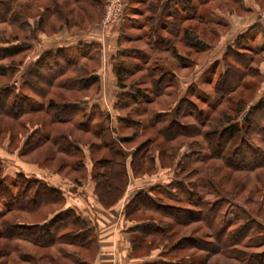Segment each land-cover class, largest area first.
I'll return each instance as SVG.
<instances>
[{"label": "rangeland", "instance_id": "obj_1", "mask_svg": "<svg viewBox=\"0 0 264 264\" xmlns=\"http://www.w3.org/2000/svg\"><path fill=\"white\" fill-rule=\"evenodd\" d=\"M149 1L141 0V2L132 4L133 8L138 7V13H141L142 10L144 13H141L143 15L135 14L134 23L131 21L125 23L126 15L132 13L131 10L127 12L129 0H17L16 4H21L16 8L19 11L21 8L23 9L21 11L25 18L24 21L27 22L26 25L0 23V47L4 50H16L18 46L33 44L23 52L0 61V65L6 66L8 69L0 70V87L17 82L30 63L38 59L48 48L75 46L79 43L101 44L98 59L84 58L85 67L80 73L69 70L64 75V78L77 75L84 77L96 70L99 83L81 91H68L54 87L46 97L48 100L54 94L57 101L65 100L63 99L65 96L85 97L87 101L81 104L79 102L78 105L85 108L86 113L90 116L89 130L86 131L77 124V120L83 118L81 115L77 116L78 118L76 117L73 122L53 125L44 112L26 113L19 118H10L0 113V158L6 169L7 182H12L18 174L24 173L26 178L41 179L59 188L65 196L64 201L48 203L32 210L14 209L3 212L4 207L0 205V232H4L6 225H12L18 233L31 232L33 225L53 221L61 211L70 208L76 201L88 214L84 220L94 228L93 236L97 238V241L89 246H81L82 239H78L77 244L74 245L64 241L49 244V238L43 237L42 242L48 243L41 245L34 244L30 239L18 236V234L15 237H4L0 234V264H76L83 259L88 261H93L96 257L99 259L105 252V256L123 257L126 261L129 260V253H131L132 257L142 259L138 261L139 264L148 260H150L149 264L169 263L176 259L183 260V264H248V259L207 253V251L193 246H187L191 245L190 242L186 243L191 241V237L212 241L210 237L212 231L202 223L192 222L188 225L178 226L176 223H172L173 221L171 222V219L166 216V212L144 207L134 213L128 224L153 220L169 224L171 228H168V231L176 235L166 241H161L159 236H150L141 241L142 247L135 252L132 251V248L129 250L125 247L104 249V246H107L106 240H112L115 237L126 239L127 234L124 229L127 224L122 226L121 233L116 232V227L112 224L117 223L119 212H121V208L124 210L127 200L140 189L160 184L166 186L168 182L178 178L180 168L177 164L181 158L186 161L183 173L186 175L185 183L191 193L195 192L196 186L200 197L214 199L215 195L211 193L206 183L207 178H211L219 183L221 192L229 193L235 199L234 203L239 208L248 210L264 225V167L260 165L256 168L237 170L221 159L209 158L207 156L208 149H206L207 143L202 132L210 128L212 125L210 121L214 122L216 118L221 117L225 110L232 114L230 107L241 98H245L248 104H252L258 102L264 95V51L261 50V47L264 46V34L262 32L254 33L247 30L243 35L240 34L241 38L246 36L250 39L248 46L251 45L254 50V55H251L253 69L240 81L235 92L231 94V100L223 102L217 109L211 110L208 121L206 120L205 123L200 121V118L203 117L200 110H206L207 113L209 111L208 104L214 102L216 98L214 85L220 67L212 65L216 60L222 59V52L226 51L229 42L233 39L235 42L239 37L238 23H245L244 28H248L249 24L263 19L261 24L264 26V0H211L208 4L202 5L201 11L212 10L210 15L217 21L207 23L189 21L184 24L194 27L197 33L203 35L209 41L208 48L199 53L192 52L189 57L188 49L177 41L180 51L186 54L188 59L182 66L176 67V83L159 95L149 89L151 85L146 70L153 62L152 59L157 57L145 35L148 26L144 24V16ZM110 8L113 9V12L109 16ZM255 47L261 49L256 52ZM247 49L249 48L247 47ZM120 50L129 54L123 58L124 65L131 70V73L122 79V82L127 84L125 87H122L121 83L119 84L120 78L115 74L111 60L112 56ZM141 51L150 57L147 60L143 59L139 53ZM158 55L163 61L177 60L168 50L161 51ZM138 65L142 67H138ZM128 85H132L136 90H144L150 99L133 101L127 106L117 107V100L120 94L128 91ZM29 93L34 98L40 99L36 93ZM185 98L189 108L183 110L180 118L181 123L193 128L199 126L201 131L192 138L181 137L174 141H168L159 133L158 129L161 127H158L155 121L158 117L170 118L172 113L174 114L178 102ZM96 99L99 102L101 99V103L95 101ZM90 100L92 101L90 102ZM100 104L102 105L101 109ZM95 108L106 110L109 119L101 121ZM118 116H130L135 123L139 122L137 134L134 137H131L134 126L119 124ZM196 116L198 117L196 118ZM37 128H43L49 132L51 137L43 144L35 146L32 144L35 139L32 138L38 137ZM58 128L70 132L80 148L79 154L64 152L62 149L66 146L65 141L64 144L59 142L58 145L52 142V136ZM97 132H101V134ZM122 137H131L127 142L120 143L127 152L129 181L123 197L114 206L106 208L99 201L95 192L97 183L94 172L103 170V167H99L95 163L99 159L110 157L109 149L100 146V144L107 140L121 142ZM148 140L151 141L148 142ZM197 140L201 144L196 143L190 148L191 143L193 144ZM254 142L264 149V137L261 134L255 136ZM142 146L145 147L142 149ZM192 151L194 152L193 159H186L187 154L190 155ZM133 157L135 159L134 166L130 163ZM77 160H83V164L76 166L74 161ZM155 194L159 195L157 191ZM180 196L182 202L167 198L162 200L166 203L190 207L191 204L186 201L183 192L180 193ZM106 209H111L108 217L102 215ZM237 212V207L231 205L227 218L233 219ZM123 216V220L126 222L124 212ZM58 220L57 218L55 221ZM178 241L187 245L183 244L171 252L170 248ZM235 250L240 256L243 255V252L244 254H260L264 253V245H236ZM100 262L101 260H99V264ZM128 262L130 263V261Z\"/></svg>", "mask_w": 264, "mask_h": 264}, {"label": "trees", "instance_id": "obj_2", "mask_svg": "<svg viewBox=\"0 0 264 264\" xmlns=\"http://www.w3.org/2000/svg\"><path fill=\"white\" fill-rule=\"evenodd\" d=\"M17 0H0V23L9 22L11 24H19L25 26L26 21L23 17V9L19 11L16 7ZM211 0H150L144 16V24L148 26L145 33L148 43L150 44L154 53H156L153 62L146 68L147 76L149 78L150 90L156 95H159L176 83L177 73L176 67L182 66L186 63L188 56L194 53L202 52L208 48V40L203 35L197 33L192 26H187L184 22L198 21L202 23L215 22L216 18L210 15L212 10L201 11V6L208 4ZM141 2V0H129L127 12L132 11L131 15H126L127 22H135L134 15H143L138 13L137 8H133L132 4ZM49 9V7L47 6ZM209 13V14H208ZM22 15V16H21ZM21 16V17H20ZM19 18V19H18ZM219 21V20H218ZM131 25V24H130ZM129 25V26H130ZM248 30L256 33V31L264 34V26L257 23ZM177 37V38H176ZM242 35L236 38L235 42L229 44L226 51L223 52L220 61L216 60L212 66L219 65L220 71L218 78L214 85L215 101L209 105V111L201 109L203 115L200 118L201 123L209 120L211 110L217 109L223 102L231 100V94L235 92L239 86L240 81L250 74L253 69L251 59L253 49L251 45L248 46L250 39ZM176 38V39H175ZM246 38V40H245ZM28 39V38H27ZM29 40V39H28ZM181 45L188 49L187 55L180 51ZM33 44H26L18 46L16 50H4L0 47V61L3 59L19 54L25 49L32 47ZM101 44L79 43L75 46H64L62 48L51 47L43 51L38 59L32 61L30 65L22 72L21 77L17 82L5 84L0 87V113L1 115L10 118H19L26 113L44 112L51 124H64L73 122L76 117L81 115L83 120H77V124L83 127L84 130H89L88 124L90 116L86 113V109L78 105L86 102V98H71L63 97L62 101H57L53 94L48 97L50 90L54 87L60 89L85 90L92 85L99 83V77L94 70L87 76H69L64 78L67 71H76L77 73L84 69L85 62L83 59H98L100 57ZM247 47L249 49H247ZM253 47V46H252ZM256 52L261 48L255 47ZM247 49V50H246ZM170 51L177 60L171 62L163 61L159 58L158 53L161 51ZM142 58L147 60L150 56L145 52H139ZM128 52L120 50L116 55L112 56L113 69L115 74L120 78V85L127 86L122 82L124 76L131 73V70L124 65L123 58L128 56ZM131 56V55H130ZM140 65H138L139 67ZM11 67V66H10ZM142 67V66H140ZM0 70H8L6 66L0 65ZM127 92L120 94L117 107H124L130 103L148 100L150 97L144 90L134 89L132 85H128ZM29 92L36 93L40 99L34 98ZM65 94V93H64ZM66 95V94H65ZM129 99H126V98ZM146 98V99H145ZM205 101V100H204ZM254 103V104H253ZM248 104L245 98H241L236 104L230 107L232 114L223 112L221 117H218L210 123L211 127L202 131L204 139L206 140L208 149L207 156L212 159L223 160L229 166L237 170H244L248 168H256L258 166L264 167V149L255 144L254 138L261 134L264 137V95L258 102ZM88 104V103H86ZM186 98L178 102L174 109V114L170 118H157L156 125L159 128V133L168 141H174L177 138H192L199 134V126L191 127L181 123V115L183 110L187 107ZM248 106H250L248 108ZM186 107V108H185ZM248 108V109H247ZM101 109V107H100ZM191 110V109H190ZM98 117L101 121L109 119V114L106 110H99L95 108ZM192 111V110H191ZM77 117V118H78ZM198 116H196L197 118ZM85 118V120H84ZM117 120L121 125L134 126V137L138 129L139 122L135 123L130 116H118ZM134 122V123H133ZM120 129V126H119ZM105 130H107L105 128ZM121 130V129H120ZM39 134L33 140V145H41L48 141L51 137L49 132L43 128H37ZM100 133L101 132H97ZM128 137H122L121 142L105 141L100 144L110 151V157L99 159L95 165L103 167V170L94 172L96 180V194L99 201L106 207L110 208L117 204L123 197L126 185L129 181V173L127 168V152L122 148L120 143L127 142ZM66 143L63 151L66 153L79 154L80 148L76 144L73 136L69 131L64 129H57V132L52 136V142L59 144V142ZM151 140H148L150 142ZM201 142L197 140L192 145ZM61 144V143H60ZM64 144V143H63ZM74 144V145H72ZM145 146H142V149ZM179 148V147H178ZM194 152L187 154L186 159H193ZM134 157L130 160L134 166ZM75 165L83 164V160L74 161ZM78 164V165H77ZM186 161L181 158L177 166L178 178L168 182L166 186L156 185L149 190H140L133 197H131L125 204L124 215L127 220L134 215L141 207L157 209L158 211L166 212V216L171 219L172 223L178 226L188 225L189 223L199 222L210 229L212 241H206L202 238L191 237V243L177 242L172 245L170 251H175L183 244L193 246L194 248L207 251V253L222 254L226 257H238L237 259H248V264H264V253L248 254L243 252L240 256L235 250V246L240 245H264V225L260 223L248 210L239 208L234 203L235 199L229 194L221 192L222 189L219 183L211 178H207L208 188L211 193L215 195L214 199L202 198L199 196V191L191 193L185 183V176L183 168H185ZM193 186V185H192ZM217 186V187H216ZM221 190V191H220ZM159 195H156L155 192ZM184 193L186 201L191 204L190 207L182 204L166 203L162 199L167 198L173 201L182 202L180 193ZM198 198V200H196ZM65 200L64 193L57 187L39 179L26 178L24 173L17 175L12 182H7V174L4 163L0 158V205L4 207L3 212H8L14 209H28L32 210L38 206H43L48 203H58ZM184 203V202H183ZM235 205L238 212L233 219H228L229 207ZM1 212V211H0ZM1 215V213H0ZM59 219L57 222L56 219ZM56 224V225H55ZM174 226V224H173ZM31 232H16L12 225H6L4 232H0L4 237L23 236L30 239L34 244L45 245L48 242H42L41 239L49 238V244L64 241L72 245L77 244L78 239H82L81 246H89L97 241L93 236L94 228L89 226L83 217L76 209L70 207L54 218L51 222H44L42 224H35L32 226ZM54 227V228H53ZM171 228L169 224H162L153 220L135 222L132 227L127 229L131 236L132 251H137L141 245V241L150 237H158L161 241L171 239L174 235L169 232ZM54 230V231H53ZM9 232V234H7ZM154 237V238H155ZM189 239V238H183ZM186 241V240H185ZM213 246V247H212ZM133 254V253H132ZM259 255V256H256ZM166 259V258H164ZM146 261L143 264H149ZM183 260L176 259L169 263L158 262L157 264H183ZM76 264H92V261L79 260Z\"/></svg>", "mask_w": 264, "mask_h": 264}, {"label": "crops", "instance_id": "obj_3", "mask_svg": "<svg viewBox=\"0 0 264 264\" xmlns=\"http://www.w3.org/2000/svg\"><path fill=\"white\" fill-rule=\"evenodd\" d=\"M261 20H263V19H261ZM261 20L259 19V21L258 20H256V21H254L253 23H251V24H249L247 27L248 28H244L246 25H245V23L244 24H241V23H238V28H237V32H238V35H240V34H244V33H246L247 32V30L249 29V28H251L252 27V25L254 24H257V23H261ZM258 21V22H257ZM244 28V29H243ZM242 31V32H241ZM234 40V39H233ZM233 40L232 41H230L229 42V44H231L232 42H233ZM262 49L261 50H263L264 51V46L263 47H261ZM224 52V51H223ZM222 52V53H223ZM92 100H90V102H91ZM94 101V100H93ZM95 101H98L99 102V100L98 99H96ZM101 99H100V102L99 103H101ZM99 103H97L96 102V104H99ZM101 105V104H100ZM100 107H102V105L100 106ZM105 109V108H104ZM152 187V186H151ZM151 187H149V188H143L144 190H149ZM142 189V190H143ZM141 190V189H140ZM77 200V199H76ZM97 201V200H96ZM128 201V200H127ZM98 203V205L100 206V204H99V202H97ZM72 208H74V209H76L77 211H78V213L83 217V219H85L86 220V216L88 215L86 212H84L83 211V209H82V207L80 206V203L78 202V204H77V202L75 201L74 202V204H72V206H71ZM101 207V206H100ZM112 209V208H111ZM111 209H106V210H104L105 212H104V214H102V215H104V216H106V217H108L109 216V213L111 212ZM100 213H102V212H100ZM101 215V214H100ZM123 209L121 208V212H119V218H118V221H117V223L115 222V224H112V226L113 225H115V231L116 232H120L121 233V229H123V225L124 224H127V227L124 229L125 230V232H126V239L124 240V238H119V237H115V238H113L112 240H106V247L104 246V249L106 248H108V249H112V248H114V247H116L117 249H121V248H128L129 250H131V248H132V246H131V242H130V240H131V236H130V234L127 232V229L129 228V227H132L134 224H128L129 223V220L127 221L126 220V222H124L125 220H123ZM131 223H132V221H131ZM119 239H122L123 241H120ZM128 245V246H127ZM128 250V251H129ZM106 255V252H105V254L103 255V256H101V258H99L98 259V257H96V259H94L93 261H92V264H99V260H101V262H100V264H139L138 263V261H140V260H142V259H139V258H136L135 256H131V253H129V260H125V258H121V257H109V256H105ZM98 259V260H97ZM136 259H139V260H136ZM128 261H130V263L128 262ZM128 262V263H127Z\"/></svg>", "mask_w": 264, "mask_h": 264}, {"label": "built area", "instance_id": "obj_4", "mask_svg": "<svg viewBox=\"0 0 264 264\" xmlns=\"http://www.w3.org/2000/svg\"><path fill=\"white\" fill-rule=\"evenodd\" d=\"M112 12H113V9L110 8L109 16L112 14Z\"/></svg>", "mask_w": 264, "mask_h": 264}]
</instances>
